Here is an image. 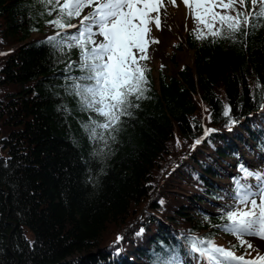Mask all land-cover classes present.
<instances>
[{"label":"trees","instance_id":"trees-1","mask_svg":"<svg viewBox=\"0 0 264 264\" xmlns=\"http://www.w3.org/2000/svg\"><path fill=\"white\" fill-rule=\"evenodd\" d=\"M50 19L38 0H0V264H154L186 251L182 237L216 236L220 216L201 224L187 203L216 197L209 176L233 154L222 128L264 100V27L216 42L188 32L193 66L147 67V98L100 157L80 124L95 114L63 87L78 50L32 35ZM208 127L218 130L192 148Z\"/></svg>","mask_w":264,"mask_h":264},{"label":"snow or ice","instance_id":"snow-or-ice-1","mask_svg":"<svg viewBox=\"0 0 264 264\" xmlns=\"http://www.w3.org/2000/svg\"><path fill=\"white\" fill-rule=\"evenodd\" d=\"M38 2L45 7L48 16L54 15V19L45 21L56 30L46 42L60 51L65 48L78 50V60L66 64L63 87L69 96L76 99L79 111L95 114V118L89 115L88 120L80 124L90 142L103 143L102 148L94 149L92 153L93 156L103 157L109 140H115L112 134L118 131L122 117H131V110L139 107L136 101L147 98L145 93L149 91V81L146 73L150 69L144 61L150 58V44L159 43L151 37L152 26L157 30L161 28L162 11L166 14L168 4L177 6L176 0ZM181 2L196 25L192 30L196 40H235L238 33L247 36L249 28L264 27V0H250L251 10L247 0ZM85 9H89L87 14H83ZM74 18L79 20L78 24L70 22ZM68 29L76 31L69 33ZM76 71L80 74H73ZM260 107L264 109V104ZM64 110L68 111L66 107ZM230 112L231 108L225 105L223 115L230 118ZM230 123L235 121L230 120ZM212 131L205 129L204 135L195 140L192 148ZM239 172L241 176L233 178L234 189L229 194L232 202L219 210L223 222L213 227L237 238L239 244L230 245V248L246 244L250 250L253 245L244 239L245 236L264 241V173L253 172L244 165L239 166ZM250 178H255L257 183H248ZM142 232L143 229L137 235ZM121 239L118 234L115 243L118 244ZM182 239L187 250L198 255L202 264H264V255L258 253L252 258L237 256L230 248L217 246L210 236L189 235ZM155 255L154 264H180L179 254L174 249H168L164 255Z\"/></svg>","mask_w":264,"mask_h":264},{"label":"rangeland","instance_id":"rangeland-1","mask_svg":"<svg viewBox=\"0 0 264 264\" xmlns=\"http://www.w3.org/2000/svg\"><path fill=\"white\" fill-rule=\"evenodd\" d=\"M177 6H172L171 4H168L166 8V14L162 11V26L159 30L156 29V27L152 26V32L151 37L154 40L159 41V43H152L150 44L148 48V56L150 57L148 60L144 61L147 67H151V72L156 75L158 68H162L168 75H174L182 64H188L190 66H193L194 62V50L187 46L185 43V33L188 29L196 27L194 24L192 18L187 15L186 9L181 2V0H176ZM85 12H88L89 9H85ZM77 21V20H76ZM75 21V22H76ZM77 24V22L75 23ZM50 29V28H49ZM40 34V33H35ZM102 39V38H98ZM264 135L261 134L260 139L263 138ZM182 146H185V142L181 143L179 141V148ZM244 146L247 149H252L256 151L258 148L255 145V141L250 142L248 139H246L245 142L238 143V151L235 152L234 157L229 160V165L224 166V169L221 170V176L220 178L215 180V185L220 186L219 196L216 197L215 200H204L201 201L199 204L200 208H203L205 211L210 213H219V210L225 206V201L230 200V204L232 201L229 198V188L230 186V177L228 178L226 170L230 169L232 170L233 165H230V163H233L235 161L243 160L244 153H248L249 151H244ZM250 147V148H249ZM187 148V144H186ZM251 155V154H248ZM167 164V163H166ZM227 165V163H226ZM218 167V166H216ZM229 170V171H230ZM262 173H264V168L260 169ZM258 172V171H254ZM256 180H248V183L255 184ZM219 190V189H218ZM191 211L194 212L197 208H199L197 205L191 206ZM198 210V209H197ZM197 215H201V213H197ZM222 236L226 237L222 242L231 243L233 240L236 239V237L229 235V234H222ZM250 243H252L255 247L258 246L261 250L264 251V241H261L259 238L256 237H248ZM249 243V242H248ZM223 246V243L220 244ZM242 251V250H240ZM234 252V251H233ZM242 252L241 254H243Z\"/></svg>","mask_w":264,"mask_h":264},{"label":"bare ground","instance_id":"bare-ground-1","mask_svg":"<svg viewBox=\"0 0 264 264\" xmlns=\"http://www.w3.org/2000/svg\"><path fill=\"white\" fill-rule=\"evenodd\" d=\"M251 158V157H250Z\"/></svg>","mask_w":264,"mask_h":264}]
</instances>
